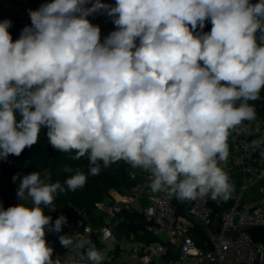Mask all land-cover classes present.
I'll use <instances>...</instances> for the list:
<instances>
[{
  "label": "clouds",
  "instance_id": "obj_1",
  "mask_svg": "<svg viewBox=\"0 0 264 264\" xmlns=\"http://www.w3.org/2000/svg\"><path fill=\"white\" fill-rule=\"evenodd\" d=\"M101 10L118 29L103 43L87 19ZM29 15L15 42L11 21L0 22V158L19 156L46 127L54 149L87 156L88 175L124 161L150 174L152 193L231 197L220 165L264 89V0H52ZM209 18L211 31L197 33ZM12 179L20 203L0 205V264H61L45 230L60 232L67 218L52 224L44 207L55 211V195L83 188L87 175L64 185L39 172ZM59 240L87 245L91 264L105 260L90 240Z\"/></svg>",
  "mask_w": 264,
  "mask_h": 264
},
{
  "label": "built area",
  "instance_id": "obj_2",
  "mask_svg": "<svg viewBox=\"0 0 264 264\" xmlns=\"http://www.w3.org/2000/svg\"><path fill=\"white\" fill-rule=\"evenodd\" d=\"M87 7H91V3ZM87 19L93 25L99 26L101 43L111 32L118 30L113 18L107 16L103 10L89 15ZM5 20L9 19L0 16V22ZM205 23L209 24L211 30L210 18ZM9 29L11 31L14 29L12 23ZM137 41L139 42L138 39ZM233 133L246 159L247 176L240 187V191H245L264 179V120L256 114L254 120L243 121L233 129ZM260 154L262 155L258 158ZM230 156L229 150L228 159ZM223 163L221 162V165ZM128 169L134 184L125 195L126 207L123 208L118 202L105 199L96 205V215L101 220L100 224L94 225L87 214L80 211L76 219V225L82 229L80 233L72 236L68 222L62 226L60 232L49 231L46 228L47 243L56 242L61 235L72 236L74 241L79 238L92 241V237L96 236L101 243L106 245L110 243L108 249L113 256L119 254L117 256L119 261L116 264H228L231 256L245 264H256L258 253L264 250V245L254 243L251 235L243 231L242 227L264 226V198L241 206L240 192L234 187L230 197L233 204L223 214L219 227L214 229L212 210L208 206V203L214 200L210 195L181 201L175 197L170 198L163 192L152 193L149 187L150 174L140 168L129 166ZM140 177L144 179L140 180ZM230 182L233 184L232 180ZM143 200L147 201L146 206L142 204ZM10 201L14 206L20 203L17 195L13 194L10 195ZM124 209L137 217L139 214L144 215L149 224L144 230L139 231L149 232L155 239L146 241L134 233L121 234L117 237L116 231L121 222L120 213ZM44 214L48 215L46 207ZM54 222L55 220L51 219V223ZM150 222L154 224L151 225ZM199 226L206 231L207 240L204 246L198 245L194 237V231ZM164 233L166 238L162 237ZM210 243L213 249L209 248ZM57 257L60 258L61 264H84L86 258L84 249L74 246L68 248L63 246L53 255V259Z\"/></svg>",
  "mask_w": 264,
  "mask_h": 264
},
{
  "label": "trees",
  "instance_id": "obj_3",
  "mask_svg": "<svg viewBox=\"0 0 264 264\" xmlns=\"http://www.w3.org/2000/svg\"><path fill=\"white\" fill-rule=\"evenodd\" d=\"M30 3L40 8L42 4L50 3L52 0H28ZM251 3L257 2V0H250ZM12 36L13 42L18 37L14 36L12 31L8 29ZM209 33L210 26L205 23L204 28L201 30L199 27L196 32ZM257 40L259 42L261 33H257ZM139 42L137 41V44ZM33 90H35L33 88ZM251 105L255 107L256 114L259 118L264 120V89L260 92V99L256 101H249ZM16 119L19 121L21 118L19 113L16 114ZM47 128L42 127L39 133V139L35 145L30 148H25L19 156L9 155L7 158H0V205L6 210L10 206H14L10 201V195H17V189L19 186V179L15 182L12 177L19 175L22 178L33 172H39L41 178H47V182L55 183L60 182L64 185V181L74 175L77 170L87 175V181L83 188H78L76 191H68L67 186L64 185L65 191L58 193L54 198L55 211H50L46 207V212L52 220H56L59 216L63 215L67 218V222L70 223V232L72 236L81 232V228L76 225V219L79 216L80 211H84L89 220L98 225L101 220L96 217V205L103 201L108 195L109 191L116 189L121 192H127L134 184V181L130 178L128 173L129 164L124 161L113 163L110 167L104 168L101 162V171L98 175H88L89 162L87 156L82 157L80 160L71 159L75 155V150L70 152H62L54 149L47 140L46 136ZM68 167L72 171L65 172L64 169ZM233 201L228 200H214L208 203V206L212 210L213 219L221 221L223 214L232 206ZM136 216L129 213L125 209L120 213L119 230L122 233L128 234L127 224L134 222ZM201 235L198 239V245L204 246L207 235L203 227L198 230ZM136 235L146 241L154 238L149 232H136ZM155 239V238H154ZM92 243L99 246L98 241L93 237ZM86 245L84 252L86 253ZM86 257V254H85ZM84 264H91L90 261L85 258Z\"/></svg>",
  "mask_w": 264,
  "mask_h": 264
},
{
  "label": "crops",
  "instance_id": "obj_4",
  "mask_svg": "<svg viewBox=\"0 0 264 264\" xmlns=\"http://www.w3.org/2000/svg\"><path fill=\"white\" fill-rule=\"evenodd\" d=\"M102 3L109 4L111 6H115V0H102ZM87 6V5H86ZM29 10H38V7L30 3L29 1L25 0H0V16H6L14 26L12 33L14 36L20 38L22 30L31 25V19L29 15ZM228 147L231 152L230 158L227 160L226 163H223L221 167L228 173L230 180H232L234 187L237 191L240 192L241 199L240 204L241 206H246L253 202H256L262 198H264V179L259 180L256 184L250 186L245 191H240L241 185L244 183L247 172H246V159L244 158L241 148L239 146V142L236 136L231 130L230 135L228 136ZM262 154L258 155V158L261 157ZM264 155V154H263ZM143 177H140V180H143ZM127 192H121L116 189H112L109 191V195L105 198L107 200L118 202L123 208L126 207L125 203V195ZM104 199V200H105ZM147 204L146 200L142 201V204ZM130 213V212H129ZM96 214V211H95ZM136 216V215H134ZM97 217V215H96ZM99 218V217H97ZM136 220L134 222H138V217L136 216ZM221 221L218 219H213L212 228L217 229L219 227ZM131 223V222H129ZM201 229L199 226L194 231V237L198 243V239H200V234L198 230ZM139 232V231H136ZM136 232L134 234L136 235ZM206 232V231H205ZM130 232L128 231V234ZM122 233L119 228L116 231V236L119 237ZM99 243V246H96L97 249L105 252V260L103 264H116L119 261V254L116 253L117 256H113V254L109 251L108 246L105 243H101L96 236H93ZM92 237V238H93ZM94 244V243H93ZM170 247H173L170 245ZM174 255V254H173ZM228 264H245L236 260L235 257L231 256L229 258ZM256 264H264V250L258 253L257 262Z\"/></svg>",
  "mask_w": 264,
  "mask_h": 264
},
{
  "label": "water",
  "instance_id": "obj_5",
  "mask_svg": "<svg viewBox=\"0 0 264 264\" xmlns=\"http://www.w3.org/2000/svg\"><path fill=\"white\" fill-rule=\"evenodd\" d=\"M26 1H28V0H26ZM148 224L149 223L146 221L144 215L139 214L138 215V222H131V223L127 224V228H128V231L130 233H134V232L139 231V230H144ZM150 224L153 225L154 223L150 222ZM242 230L248 232L251 235L254 243L264 245V226H262V225H254V226L248 225V226H243ZM48 246L53 249L52 255L57 254L63 247V245L60 243L59 238L57 239L56 242L48 244ZM209 248L213 249V246L211 243L209 244Z\"/></svg>",
  "mask_w": 264,
  "mask_h": 264
},
{
  "label": "rangeland",
  "instance_id": "obj_6",
  "mask_svg": "<svg viewBox=\"0 0 264 264\" xmlns=\"http://www.w3.org/2000/svg\"><path fill=\"white\" fill-rule=\"evenodd\" d=\"M144 206H146V204L144 203ZM162 237L163 238H166V235H165V233L164 234H162Z\"/></svg>",
  "mask_w": 264,
  "mask_h": 264
}]
</instances>
